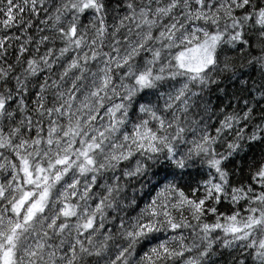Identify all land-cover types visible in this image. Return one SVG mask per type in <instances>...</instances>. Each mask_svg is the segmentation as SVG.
Masks as SVG:
<instances>
[{"label":"clouds","instance_id":"obj_1","mask_svg":"<svg viewBox=\"0 0 264 264\" xmlns=\"http://www.w3.org/2000/svg\"><path fill=\"white\" fill-rule=\"evenodd\" d=\"M0 264H264V0H0Z\"/></svg>","mask_w":264,"mask_h":264}]
</instances>
